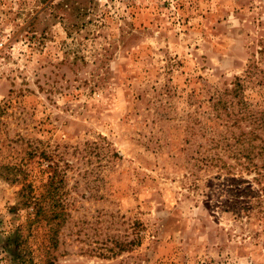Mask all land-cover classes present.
Segmentation results:
<instances>
[{
    "label": "rangeland",
    "instance_id": "374dc122",
    "mask_svg": "<svg viewBox=\"0 0 264 264\" xmlns=\"http://www.w3.org/2000/svg\"><path fill=\"white\" fill-rule=\"evenodd\" d=\"M262 112L264 0H0V264H264Z\"/></svg>",
    "mask_w": 264,
    "mask_h": 264
},
{
    "label": "trees",
    "instance_id": "16d2710c",
    "mask_svg": "<svg viewBox=\"0 0 264 264\" xmlns=\"http://www.w3.org/2000/svg\"><path fill=\"white\" fill-rule=\"evenodd\" d=\"M240 85H241L240 80L237 77L234 83V87L231 90L232 94H234L237 97V103H238V110L235 113L236 119L234 120V122L239 121V119L252 117L253 115L255 116V113H252L248 110L247 101L240 94L241 92L239 90ZM220 101H221L222 106L228 111V113L229 112L231 113L232 111L229 109L228 101H222V100ZM229 103H234V102L231 101ZM259 118L261 122H264V112H262V115ZM244 135H246V132L242 131L239 134V136H235L236 142L247 141L249 144H234L231 140V138H233L234 136H230V137L223 136L220 139L216 140V144H212L211 147L212 148L217 147V149L218 148L223 149L224 153L231 154L235 156L237 159H239L238 162L241 163L242 165H248L252 163L255 169L259 171L260 176L264 178V171H261L259 168L261 165H264V162L260 165L254 161V159L257 156L259 155L264 156V144H252L251 138H249L248 136L244 137ZM207 158L210 160V163L215 162V164H220L221 166L227 167L228 169L230 168L231 164H228L224 160L222 153H220V151L218 150L213 155H207ZM242 158H244L243 161H242ZM247 190H249V188ZM262 190H264V187L262 188ZM32 203H36V197H33L31 193L25 194L23 196L22 204L30 205ZM53 235H55V233ZM54 237H55V244H56L57 235H55ZM18 260L20 264L22 263V261L25 262L26 264L28 263L33 264L31 261H28L27 258H24L21 255H19ZM46 264H52V261L49 260L47 261Z\"/></svg>",
    "mask_w": 264,
    "mask_h": 264
}]
</instances>
